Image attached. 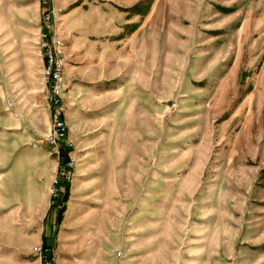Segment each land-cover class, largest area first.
<instances>
[{
    "label": "rangeland",
    "instance_id": "rangeland-1",
    "mask_svg": "<svg viewBox=\"0 0 264 264\" xmlns=\"http://www.w3.org/2000/svg\"><path fill=\"white\" fill-rule=\"evenodd\" d=\"M42 1L0 0V264H45L41 245L48 264H264V0H97L128 19L155 8L138 52L94 69L56 36L75 163L62 185Z\"/></svg>",
    "mask_w": 264,
    "mask_h": 264
},
{
    "label": "crops",
    "instance_id": "crops-1",
    "mask_svg": "<svg viewBox=\"0 0 264 264\" xmlns=\"http://www.w3.org/2000/svg\"><path fill=\"white\" fill-rule=\"evenodd\" d=\"M139 1L131 0V3L127 2L124 6L118 2V5L127 8L126 11L128 12V9L137 7L136 4ZM52 2V5L56 8H65L57 17L53 33L63 39L65 44L64 51H66L68 56H73L74 61H76L77 55L89 56L84 61L86 65H91V69L95 68L94 63H96L93 56H98L100 53L105 55V63L114 62L117 60V55L137 53L140 45V30L142 28L140 16L146 15L143 18H149L155 8L154 3L150 5L148 2L147 6L142 9L141 14L136 11L131 19H128L125 11H121L120 16L119 14L116 15L108 3L97 0H53ZM136 23L138 24L134 27ZM34 55L37 58V73L39 78H41L43 58L38 48L35 50ZM67 66L65 64V73ZM41 85L42 90H44L45 85L42 80ZM78 90L73 84L67 93L71 107H74L76 103H81V100L76 99ZM72 133L74 135L78 134L75 130H72Z\"/></svg>",
    "mask_w": 264,
    "mask_h": 264
},
{
    "label": "built area",
    "instance_id": "built-area-1",
    "mask_svg": "<svg viewBox=\"0 0 264 264\" xmlns=\"http://www.w3.org/2000/svg\"><path fill=\"white\" fill-rule=\"evenodd\" d=\"M53 0H43L42 4L45 6L42 17V26L38 33V48L43 58L42 65V81L45 85V98L48 102L50 127L45 136V141L48 144V150L51 155H54L60 162V168L57 171L54 184L62 185L71 181V176L74 168V159L70 157L73 149V139L67 134V125L65 120V105L62 100L63 92L66 89L65 84V57L62 52V45L52 35V27L57 20L58 15L62 12V8L54 7ZM52 195L56 197L53 204L61 208L60 190L53 188ZM60 202V203H59ZM37 252L43 258L45 264H48V256L46 252L49 251L47 246H39ZM45 252V253H43Z\"/></svg>",
    "mask_w": 264,
    "mask_h": 264
},
{
    "label": "trees",
    "instance_id": "trees-1",
    "mask_svg": "<svg viewBox=\"0 0 264 264\" xmlns=\"http://www.w3.org/2000/svg\"><path fill=\"white\" fill-rule=\"evenodd\" d=\"M68 196H69V192L66 191L65 192V195H64V200L66 201L68 199ZM64 207V206H63ZM62 207L61 210H59V214H58V220H61L62 219V216H63V212H64V208Z\"/></svg>",
    "mask_w": 264,
    "mask_h": 264
}]
</instances>
